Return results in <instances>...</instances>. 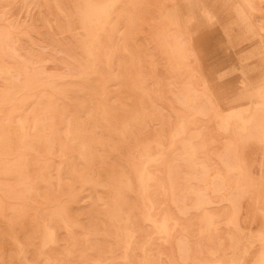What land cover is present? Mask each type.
Returning a JSON list of instances; mask_svg holds the SVG:
<instances>
[{"label":"rangeland","instance_id":"374dc122","mask_svg":"<svg viewBox=\"0 0 264 264\" xmlns=\"http://www.w3.org/2000/svg\"><path fill=\"white\" fill-rule=\"evenodd\" d=\"M0 264H264V0H0Z\"/></svg>","mask_w":264,"mask_h":264},{"label":"bare ground","instance_id":"6f19581e","mask_svg":"<svg viewBox=\"0 0 264 264\" xmlns=\"http://www.w3.org/2000/svg\"><path fill=\"white\" fill-rule=\"evenodd\" d=\"M186 52V51H185ZM184 57V56H183Z\"/></svg>","mask_w":264,"mask_h":264}]
</instances>
